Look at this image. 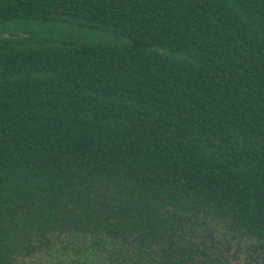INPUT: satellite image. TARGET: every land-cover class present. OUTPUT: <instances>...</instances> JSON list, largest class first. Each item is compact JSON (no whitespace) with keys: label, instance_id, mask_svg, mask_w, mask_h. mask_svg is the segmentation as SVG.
I'll use <instances>...</instances> for the list:
<instances>
[{"label":"trees","instance_id":"obj_1","mask_svg":"<svg viewBox=\"0 0 264 264\" xmlns=\"http://www.w3.org/2000/svg\"><path fill=\"white\" fill-rule=\"evenodd\" d=\"M154 200L264 247V0H0V264L207 262Z\"/></svg>","mask_w":264,"mask_h":264},{"label":"flooded vegetation","instance_id":"obj_2","mask_svg":"<svg viewBox=\"0 0 264 264\" xmlns=\"http://www.w3.org/2000/svg\"><path fill=\"white\" fill-rule=\"evenodd\" d=\"M137 204L140 208L138 210H132L133 212H140L147 217L154 216L158 223L164 220L180 219V215L183 210H177L178 204H189L190 201H177V200H154V201H139L132 202ZM131 203V204H132ZM147 204V206L145 205ZM179 211L177 215L176 212ZM184 219H180V223L176 226L169 225L168 227L159 226L158 229L165 231L169 229L173 234L175 231H180L182 235L195 234L198 240H189L185 237L184 242L190 246L193 243L199 245V248H195V251L203 250L206 254L207 262L191 263H166L161 262L158 258H155L152 254H156L161 251L160 247L150 248L144 243L141 246H135L119 249L120 256L115 260L104 262L103 260L96 261L93 264H264V247L255 245L251 240L247 239L242 229L245 225L241 223V220L234 218V221L223 220L222 218L214 217L209 218H196L194 219L190 214H187V210L184 211ZM174 221V223H175ZM247 226H251L248 224ZM200 237V238H199ZM240 237V238H239ZM127 239V237H125ZM133 237H129V240H133ZM130 246L129 242H127ZM180 242H178L179 244ZM176 242H172V246L169 248L168 254L173 256L185 253L189 255L191 252L188 249H181L174 247ZM126 245V244H125ZM168 245V244H167ZM189 248V247H188ZM209 255V256H208ZM246 257L248 259L246 260ZM210 259V262H209ZM225 259L229 262L224 263ZM240 259L242 262H240ZM220 261V262H212ZM248 261H255L253 263Z\"/></svg>","mask_w":264,"mask_h":264},{"label":"rangeland","instance_id":"obj_3","mask_svg":"<svg viewBox=\"0 0 264 264\" xmlns=\"http://www.w3.org/2000/svg\"><path fill=\"white\" fill-rule=\"evenodd\" d=\"M25 25H27V27H25ZM62 25L63 26H61V27H65V30H66L65 32L69 31V32H67L68 34L66 35V38H68L73 33L74 38H76L77 40L101 41V42L110 41V42H113L115 44H120V45L126 44V41H123L122 39L117 38L113 34H108V33L100 34L96 31L76 30V27H74L73 29H70L69 25H64V24H62ZM21 26H24L25 29H20V31L30 30V29L33 30L34 29L37 31L36 32L33 30V32L36 33L35 36H41V35L45 36L46 34H48L47 30H48L50 25L47 26V25H36L35 23L34 24L33 23H24ZM51 28L52 27H50L49 29H51ZM52 30H49V31H52ZM72 31H74V32H72ZM59 33H60V29L58 30L57 34L53 35L54 38H65V34H59ZM48 36H51V35H48Z\"/></svg>","mask_w":264,"mask_h":264}]
</instances>
